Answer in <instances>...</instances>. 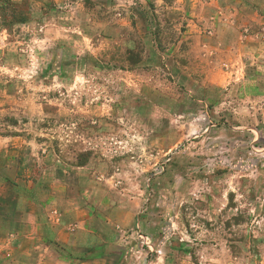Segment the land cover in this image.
<instances>
[{"label":"rangeland","instance_id":"obj_1","mask_svg":"<svg viewBox=\"0 0 264 264\" xmlns=\"http://www.w3.org/2000/svg\"><path fill=\"white\" fill-rule=\"evenodd\" d=\"M58 194L110 264H264V0H0V205Z\"/></svg>","mask_w":264,"mask_h":264},{"label":"crops","instance_id":"obj_2","mask_svg":"<svg viewBox=\"0 0 264 264\" xmlns=\"http://www.w3.org/2000/svg\"><path fill=\"white\" fill-rule=\"evenodd\" d=\"M60 196H55L54 205L48 209L37 208L33 200L26 201L28 209L33 205L32 210L20 209L19 204L16 210L13 207L12 210L10 204L0 205V264L119 262L117 254L108 252L104 236L99 232L92 242H77L76 229L69 225L67 212H63L71 211L73 204L58 201ZM91 251L94 254L89 253Z\"/></svg>","mask_w":264,"mask_h":264}]
</instances>
